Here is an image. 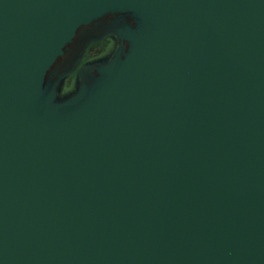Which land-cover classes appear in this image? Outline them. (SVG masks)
Returning a JSON list of instances; mask_svg holds the SVG:
<instances>
[{
  "label": "water",
  "instance_id": "water-1",
  "mask_svg": "<svg viewBox=\"0 0 264 264\" xmlns=\"http://www.w3.org/2000/svg\"><path fill=\"white\" fill-rule=\"evenodd\" d=\"M0 264H264V0H0Z\"/></svg>",
  "mask_w": 264,
  "mask_h": 264
},
{
  "label": "rangeland",
  "instance_id": "rangeland-1",
  "mask_svg": "<svg viewBox=\"0 0 264 264\" xmlns=\"http://www.w3.org/2000/svg\"><path fill=\"white\" fill-rule=\"evenodd\" d=\"M106 39H108V38H106ZM106 39L103 38L102 40H98V41L93 42L90 45H88L84 54H83V60H86V59L92 60V59H95V58H98V57L104 55L109 48L108 47V40H106ZM74 78H75V76L72 78L71 75L65 76V78L63 79V81L60 85L59 95H64V94L68 93L73 88Z\"/></svg>",
  "mask_w": 264,
  "mask_h": 264
},
{
  "label": "flooded vegetation",
  "instance_id": "flooded-vegetation-1",
  "mask_svg": "<svg viewBox=\"0 0 264 264\" xmlns=\"http://www.w3.org/2000/svg\"><path fill=\"white\" fill-rule=\"evenodd\" d=\"M104 37H107V36H104ZM104 37H102V38H104ZM101 38V39H102ZM108 39V50L111 48V46L113 45V41L109 38V37H107ZM101 39H99V40H101ZM106 39V38H105ZM98 41V40H97ZM107 50V51H108ZM84 52H85V50H84ZM84 54V53H83ZM87 60V59H86ZM86 60H83V55H82V57H81V59H80V61H79V63L75 66V68H74V70H72L71 72H69L67 75H71L72 76V78L75 76V74H76V71H77V68L80 66V64H82V62H85Z\"/></svg>",
  "mask_w": 264,
  "mask_h": 264
},
{
  "label": "trees",
  "instance_id": "trees-1",
  "mask_svg": "<svg viewBox=\"0 0 264 264\" xmlns=\"http://www.w3.org/2000/svg\"><path fill=\"white\" fill-rule=\"evenodd\" d=\"M105 38H107V37H104V39H105ZM102 39H103V38H102ZM102 39H101V40H102ZM106 40H107V39H106ZM95 42H96V41H95ZM92 43H93V42H92ZM90 44H91V43H90ZM90 44H89V45H90ZM87 46H88V45H87ZM87 46H86V48H87ZM85 50H86V49H85Z\"/></svg>",
  "mask_w": 264,
  "mask_h": 264
}]
</instances>
